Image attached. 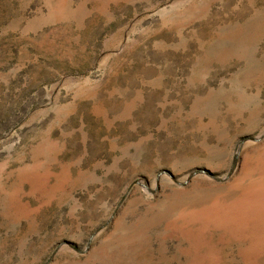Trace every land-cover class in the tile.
I'll return each mask as SVG.
<instances>
[{"label":"rangeland","instance_id":"374dc122","mask_svg":"<svg viewBox=\"0 0 264 264\" xmlns=\"http://www.w3.org/2000/svg\"><path fill=\"white\" fill-rule=\"evenodd\" d=\"M0 264H264V0H0Z\"/></svg>","mask_w":264,"mask_h":264}]
</instances>
